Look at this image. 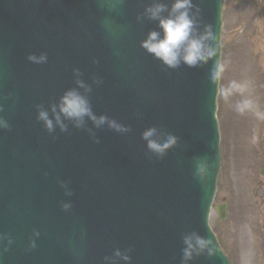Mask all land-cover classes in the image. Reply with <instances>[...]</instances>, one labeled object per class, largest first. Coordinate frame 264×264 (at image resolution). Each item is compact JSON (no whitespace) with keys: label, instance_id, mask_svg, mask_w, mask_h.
Returning <instances> with one entry per match:
<instances>
[{"label":"water","instance_id":"95a60500","mask_svg":"<svg viewBox=\"0 0 264 264\" xmlns=\"http://www.w3.org/2000/svg\"><path fill=\"white\" fill-rule=\"evenodd\" d=\"M109 2L0 0V117L11 127L0 130V235L12 240H0V264H110L101 259L109 249H131L129 261L114 264H181V237L191 232L217 251L188 264H229L207 224L220 166L211 61L166 69L140 48L150 30L159 31L136 20L151 0H123L112 10ZM192 3L219 45L223 0ZM41 53L46 63L27 60ZM73 69L92 87V111L130 132L93 128L94 143L71 125L67 133L45 131L35 106L47 109L74 88ZM93 76L103 83L92 84ZM153 126L178 144L146 159L141 133ZM196 158L210 165L203 182L194 176ZM216 210L225 216L223 205Z\"/></svg>","mask_w":264,"mask_h":264},{"label":"clouds","instance_id":"9594fccd","mask_svg":"<svg viewBox=\"0 0 264 264\" xmlns=\"http://www.w3.org/2000/svg\"><path fill=\"white\" fill-rule=\"evenodd\" d=\"M123 0H114L108 3L112 10L117 4H122ZM103 6V5H101ZM138 23L145 20L155 22L159 31L150 30L146 38L141 41L140 48L153 59L160 61L166 68L171 70L178 69L181 65L188 68H196L205 61H211L207 69V80L209 83L219 86L225 71L227 62L217 56L219 47L215 34L210 24H202L200 9L192 3V0H172L169 6L161 0H151L145 6L143 12L137 15ZM219 55V54H218ZM27 60L33 64L41 65L47 62V55L29 54ZM93 63H96L94 60ZM83 74L78 69H73L74 88L66 90L55 103H50L47 109L43 105H36V120L41 122L45 131L52 135L57 129L61 133L72 128L83 130L93 139L94 143H99L95 139V129L107 128L119 134H126L131 131L127 126L118 123L105 115H96L92 111L89 95L92 87L85 83L80 77ZM92 84L100 85L103 81L95 76L91 78ZM218 94L228 102L233 97L240 99L235 103V111L239 115L251 114L256 120L264 122V109L260 107L255 99L252 98L251 88L248 83H238L231 81L227 87L218 88ZM7 97H5L6 99ZM0 111H3L0 107ZM90 123L92 128L87 127ZM0 130L10 131L9 123L0 117ZM53 138H55L53 136ZM141 139L145 142V158H162L169 150L178 144V138L155 126L146 128L141 133ZM210 174V165L206 159L196 158V171L194 176L203 182ZM46 175V173H45ZM60 187L65 189L64 195L71 196L72 192L68 189L67 182H59ZM62 211L71 209L70 203L60 205ZM40 233L33 231L32 237H39ZM0 240L12 243L7 234L0 235ZM183 248L181 249V264H188L196 257L206 255L208 258L216 254V247L211 239L201 237L196 232L184 234L181 237ZM36 247L35 241L29 238L28 249ZM4 251H7L5 245ZM118 249H109L111 255L101 257L103 261L114 264L115 260L129 261L127 252Z\"/></svg>","mask_w":264,"mask_h":264},{"label":"rangeland","instance_id":"374dc122","mask_svg":"<svg viewBox=\"0 0 264 264\" xmlns=\"http://www.w3.org/2000/svg\"><path fill=\"white\" fill-rule=\"evenodd\" d=\"M222 21L220 59L227 62V70L218 88L227 87L231 81H236L248 83L251 92H255L254 88L257 87L260 75L253 74L254 70L258 73L264 72V0H224ZM247 52L254 56L253 58L249 57L250 61L245 55ZM259 95L262 96V92ZM260 96L258 100L254 96L252 98L259 103L262 100ZM239 99L240 97L235 96L225 102L219 94L217 96L216 117L220 132L221 161L209 224L216 234L220 246L228 254L231 264H254V261L255 264H264V232L259 240L256 238V229L253 231L249 225L240 228V232L235 233L236 238L241 239L248 235L250 239L248 245L242 247V252L234 250L230 244L234 239L230 236L228 238L224 232V226L229 221L233 208V219H239L245 215L249 216L250 200L252 202L255 200V204H259L257 210H263L264 207V191H256L255 195L251 190L244 193L239 175L229 166L233 150L239 160L245 150L250 154L253 149L250 138L253 126L256 125L255 118L251 114L239 115L235 111V103ZM260 105L264 106V96ZM227 139L230 141L228 142ZM230 142L233 144V148ZM257 154L258 149L253 158L255 165L259 157ZM247 161L248 159L244 163ZM233 190H237V192L234 194ZM223 199L227 203V216L221 220L217 216L214 206L220 204ZM242 199H246L247 202ZM246 208L247 212H245ZM252 215H256V213H252ZM262 223H264V219H262Z\"/></svg>","mask_w":264,"mask_h":264},{"label":"bare ground","instance_id":"6f19581e","mask_svg":"<svg viewBox=\"0 0 264 264\" xmlns=\"http://www.w3.org/2000/svg\"><path fill=\"white\" fill-rule=\"evenodd\" d=\"M245 55H246V57H248V59H249V57H252V58L254 57L252 54H249L248 52L245 53ZM249 61H250V59H249ZM254 72L255 73H253V74H255V75L256 74H260L256 70H254ZM259 81H260V79H259ZM256 85H257V87L254 88V89H256L255 91L260 90V88L262 86L261 83L256 84ZM234 147H235V144H234ZM249 157H250V155L245 150L243 152L242 157H240V159L237 160V157L235 156L234 150H233L232 158L230 159V162H229L230 168L233 171H235L236 173L239 172L241 168L244 170V167L246 165V163H244V162L247 159H250ZM239 177L244 179L243 180V184L249 186V188H246V187L242 186V188L244 189V193H245V191L250 190V187L253 188V191H255L257 189L256 181H255L253 176L245 178L241 174V175H239ZM234 190H233V193L235 194L237 192V190L236 191H234ZM233 197H234V195H233ZM242 200L244 202H247L246 199H242ZM253 209L254 208L252 207V210ZM252 210L251 209L249 210L250 213H253ZM233 211H234V208L231 210V215H230L229 221L224 226V232H225V235L228 236V238L230 236L231 238L234 239L233 242L230 243L232 245V247L234 248V250H239V251L241 250V252H242V247L248 245V243L250 242V239H249L248 235H245V236L241 237V239L240 238H236L235 233L236 232H240V230H241L240 228H243L245 225H247V226L249 225V226L252 227L253 231H255V229H256V238L260 240L261 234L259 232V227H261L262 222H261L260 218L257 215H249L248 217L245 215L244 217H240L239 219H233V217H232L233 216ZM247 211H248V209L246 208L245 212H247ZM228 249H229V247H228Z\"/></svg>","mask_w":264,"mask_h":264},{"label":"flooded vegetation","instance_id":"af4514ba","mask_svg":"<svg viewBox=\"0 0 264 264\" xmlns=\"http://www.w3.org/2000/svg\"><path fill=\"white\" fill-rule=\"evenodd\" d=\"M253 133L256 139L255 145L258 148L257 155H259L257 164L253 167V173L255 174L254 179L256 181L257 189H262L264 191V176L261 174V171L264 168V122L257 121L256 125L254 124L253 126ZM258 217L264 219V213H259ZM259 232L262 236V233L264 232V223L259 227Z\"/></svg>","mask_w":264,"mask_h":264}]
</instances>
